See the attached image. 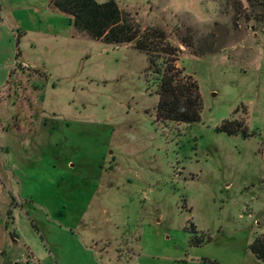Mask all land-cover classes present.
I'll return each instance as SVG.
<instances>
[{"label":"rangeland","instance_id":"1","mask_svg":"<svg viewBox=\"0 0 264 264\" xmlns=\"http://www.w3.org/2000/svg\"><path fill=\"white\" fill-rule=\"evenodd\" d=\"M114 1L166 32L156 55L179 50L202 120L157 117L146 54L77 34L50 0H0V264L50 252L33 218L55 200L105 264H264L250 251L264 235V0ZM194 227L210 241L191 246Z\"/></svg>","mask_w":264,"mask_h":264},{"label":"trees","instance_id":"2","mask_svg":"<svg viewBox=\"0 0 264 264\" xmlns=\"http://www.w3.org/2000/svg\"><path fill=\"white\" fill-rule=\"evenodd\" d=\"M50 5L54 10L68 16L69 25L77 34L88 36L106 45H129L149 57L150 67L154 68L158 75L160 100L156 110L159 119L189 125L202 120L204 102L199 84L191 75L179 69L172 58L179 50L166 45L164 51H160V57L156 55L159 45H162L167 38L164 30L158 27L143 29L140 24L131 20L128 14L122 13L114 0L103 3L97 0H50ZM21 37L22 35L17 36L18 46ZM182 42L187 47L192 46L191 39L183 37ZM19 54L20 51L17 57ZM238 123L224 121L216 130L227 132L229 135L241 132L249 136L245 129L243 131L238 129ZM7 217L11 220V209L8 210ZM192 232L195 235H192L193 238L190 239L191 246H202L211 239L210 237L198 238L195 227ZM250 251L258 260L264 262V235L258 236L253 241Z\"/></svg>","mask_w":264,"mask_h":264},{"label":"crops","instance_id":"3","mask_svg":"<svg viewBox=\"0 0 264 264\" xmlns=\"http://www.w3.org/2000/svg\"><path fill=\"white\" fill-rule=\"evenodd\" d=\"M18 24L20 26L23 25L21 21H19ZM0 27H1V22H0ZM27 34H28L27 32L24 33V35H27ZM10 73L8 72V70L7 72L6 70H3V72L0 73L1 74L0 76H2L0 77V91L3 88H5V86L7 85L9 78H10ZM62 180L64 179L62 178ZM67 183L71 186V190L73 187L78 188L77 186L78 182H74L73 180H71ZM23 185H25L24 182L22 186ZM58 186H60V184H58ZM91 198H92L91 203H93L95 200V195L93 194ZM71 199L73 200V197H71ZM26 201H27L26 202L27 204H29V202H31V204L33 203L32 201H28L27 199ZM77 202L78 200L77 198H75L74 203L76 205H77ZM31 204H29V206H31ZM75 204L72 205V209L74 210L77 209V206ZM53 206L58 208V212L55 211V213H52V209H50L49 207H48L49 210L48 211L46 210L44 212L43 208L45 207L42 206L41 210L43 211V214L41 216L37 215L39 218H36L35 216L33 218L36 224H38V220L43 219V222L45 223L43 228L39 224L38 225L39 227H41L40 229L44 236L43 240L46 244V247L50 249V252L42 256L39 263L40 264H105L104 262L99 260L96 254V251H95V247L91 246V242L90 244H87V241H85V239H83L80 236L79 231L75 229L76 226H74V228L71 230L70 229L71 226H68V224L63 221L64 219L62 218V215H61L63 205L58 204V201L55 200L53 202ZM31 207H34V204ZM23 211H26L28 215L30 214L28 208H24ZM12 238H14L15 242H18L17 240L18 237L16 235L14 237L12 236ZM93 239L94 238H92V240ZM1 253L4 254V252H1ZM52 254L55 257L54 259H52L51 257ZM146 264H150V263H146Z\"/></svg>","mask_w":264,"mask_h":264},{"label":"built area","instance_id":"4","mask_svg":"<svg viewBox=\"0 0 264 264\" xmlns=\"http://www.w3.org/2000/svg\"><path fill=\"white\" fill-rule=\"evenodd\" d=\"M26 264H40L39 261H35V260H32V259H28Z\"/></svg>","mask_w":264,"mask_h":264}]
</instances>
